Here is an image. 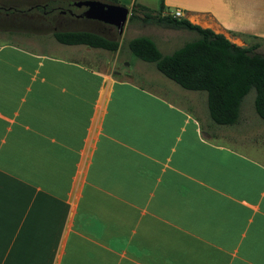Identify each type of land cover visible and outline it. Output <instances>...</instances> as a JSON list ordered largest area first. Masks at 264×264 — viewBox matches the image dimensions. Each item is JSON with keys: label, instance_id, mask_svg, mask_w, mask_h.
I'll list each match as a JSON object with an SVG mask.
<instances>
[{"label": "crops", "instance_id": "0c3cea01", "mask_svg": "<svg viewBox=\"0 0 264 264\" xmlns=\"http://www.w3.org/2000/svg\"><path fill=\"white\" fill-rule=\"evenodd\" d=\"M162 1L264 53V0ZM55 13L0 10V264H264V160L237 129L264 133L254 110L224 128L205 94L155 68L134 77L104 48L10 37ZM146 30L161 44L181 31Z\"/></svg>", "mask_w": 264, "mask_h": 264}, {"label": "trees", "instance_id": "16d2710c", "mask_svg": "<svg viewBox=\"0 0 264 264\" xmlns=\"http://www.w3.org/2000/svg\"><path fill=\"white\" fill-rule=\"evenodd\" d=\"M49 1L44 7L0 5V10H38L49 18L47 13L55 9L57 11L58 8L47 7ZM127 19L174 29L193 30L196 33L195 37L167 53L161 52L153 38L146 34L130 37L126 44L134 56L152 62L157 71L179 86L190 90H204L207 115L212 122H237L241 99L250 87L254 88V111L264 120V53L256 50V43L238 45L220 32L202 27L183 16L174 15L162 0H158L156 7H148L133 0ZM114 29L117 31L115 27ZM51 34L55 40L64 44H84L109 51L119 49L118 40L97 31L56 29Z\"/></svg>", "mask_w": 264, "mask_h": 264}, {"label": "rangeland", "instance_id": "374dc122", "mask_svg": "<svg viewBox=\"0 0 264 264\" xmlns=\"http://www.w3.org/2000/svg\"><path fill=\"white\" fill-rule=\"evenodd\" d=\"M34 1L42 2L43 0H34ZM66 1L67 0H56V1L50 0L49 1L50 4H48L47 7L56 6V4L66 5L68 3ZM143 1L148 2L149 7H154L155 2H153V1H155V0H143ZM167 9L172 12V11H174V6H169ZM37 20L38 19H36V21ZM49 20L51 22V21H53V18L51 17ZM41 25H44V24H40V26ZM64 25H65L64 27H79V26H72L70 24H64ZM146 26H152V24L151 23H142L138 20H128L127 19L125 21V23L122 27V31L120 33H118L113 27L107 28V32L105 35L112 38V39H116L119 42V49L114 50V51H106V54H110V57L113 58V60H114V63H113L114 66L113 67H114V70H116L118 73L124 72V73H128L129 75L132 74L134 77L137 76L138 74L147 75V74L153 73L154 66L152 65V62L144 61V60H141L140 58H137L136 56H134L130 52V50L128 49L127 44H126V41L128 38L133 37L135 35L142 34L145 31H147ZM30 29H31L30 30L31 33L27 32L28 34H26V32L24 33L22 31L16 30V32H14V34L10 35V37L12 39H17L19 41L26 42V43H29L32 45L39 43L41 41V38L42 39L48 38L49 41H53L54 37L51 34L52 29L50 27L45 28V27L41 26V28H30ZM179 32H180V34L178 36H176L175 38H171L170 41L165 42L164 44H161V40L160 41L155 40L161 52L167 53V52L171 51L173 48H175L178 45H180L181 43H183L184 41L189 40V39L195 37V35H196V33L193 30H188V29H181V31H179ZM1 36L5 37V35H1ZM53 44L60 45L61 43L58 42L57 40H54ZM77 46L83 47L85 45H77ZM89 48H91L90 50H92V51L93 50H101L100 47H89ZM100 52H103V51H100ZM151 66H153V67H151ZM157 73L160 76L159 77L160 79L164 80L165 82H167V83L175 86L179 90H181L180 94H192V97L194 99H197V100H199L201 97L203 98L204 94H206L204 90L185 89V88L179 86L173 80L169 79L168 77H166L165 75L160 73L159 71H157ZM253 98H254V88L250 87L241 99V102L239 105V112L243 109L254 110ZM253 112H254L253 114H255L257 120H259L261 122V124H264V120L261 119L255 111H253ZM237 122H235L233 124H218V125L219 126L221 125L224 128H229L231 126H234ZM247 125H248L247 123L246 124L244 123V125L237 127L238 131L250 132V135H252L254 137V140L252 142H254L255 145L250 143L251 144L250 147L246 146L245 148L252 149L251 151L255 152L257 159L260 160L262 158L264 160V140H263L264 133L260 132L257 129V126H254V124L253 125L251 124L250 126H247Z\"/></svg>", "mask_w": 264, "mask_h": 264}, {"label": "water", "instance_id": "95a60500", "mask_svg": "<svg viewBox=\"0 0 264 264\" xmlns=\"http://www.w3.org/2000/svg\"><path fill=\"white\" fill-rule=\"evenodd\" d=\"M76 5H85L81 16L96 19L108 23L122 31V27L130 14L132 0H117L116 2L105 0H75Z\"/></svg>", "mask_w": 264, "mask_h": 264}, {"label": "flooded vegetation", "instance_id": "af4514ba", "mask_svg": "<svg viewBox=\"0 0 264 264\" xmlns=\"http://www.w3.org/2000/svg\"><path fill=\"white\" fill-rule=\"evenodd\" d=\"M66 2H68L66 5L56 4L58 8L56 13L53 15L54 17L51 23L48 24L45 21H39V23L47 25L51 28L55 25L65 26L64 24H70L72 26L86 27L94 31L96 30L97 32H100L104 35L107 32V28L113 27L108 23L81 16L82 11L86 8L85 5H76L74 3L75 0H67ZM59 12H61L62 14H59ZM54 18H56L55 21Z\"/></svg>", "mask_w": 264, "mask_h": 264}, {"label": "built area", "instance_id": "2783aa9c", "mask_svg": "<svg viewBox=\"0 0 264 264\" xmlns=\"http://www.w3.org/2000/svg\"><path fill=\"white\" fill-rule=\"evenodd\" d=\"M172 13L174 15H176V16H180L181 15V11L179 9H175Z\"/></svg>", "mask_w": 264, "mask_h": 264}]
</instances>
